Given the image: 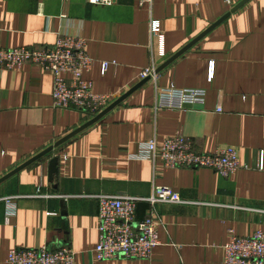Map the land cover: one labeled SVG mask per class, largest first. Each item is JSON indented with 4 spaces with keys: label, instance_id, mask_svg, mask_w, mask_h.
Instances as JSON below:
<instances>
[{
    "label": "crops",
    "instance_id": "crops-1",
    "mask_svg": "<svg viewBox=\"0 0 264 264\" xmlns=\"http://www.w3.org/2000/svg\"><path fill=\"white\" fill-rule=\"evenodd\" d=\"M141 1L106 6L88 0H0V47L44 49L60 35L83 36L94 59L86 79L96 93L119 99L143 81L144 69L158 70L243 0ZM151 19L160 21L163 39L152 36ZM53 87L52 74L40 65L0 69V179L54 146L0 183V264H7L13 248L43 245L71 247L76 264H223L231 231L245 237L264 229V0H250L59 146L93 118L56 108ZM168 87L204 89L206 98L183 109H156L157 91ZM178 133L197 151L234 147L247 168L224 177L208 168H168L161 160L138 158L145 142ZM53 157L59 165L51 178ZM156 185L183 199L157 206L161 245L149 259L99 261L97 196L144 197ZM149 210L140 203L137 218Z\"/></svg>",
    "mask_w": 264,
    "mask_h": 264
},
{
    "label": "built area",
    "instance_id": "built-area-1",
    "mask_svg": "<svg viewBox=\"0 0 264 264\" xmlns=\"http://www.w3.org/2000/svg\"><path fill=\"white\" fill-rule=\"evenodd\" d=\"M88 1L109 6L116 0ZM153 1L142 0L141 3L151 5ZM226 1L233 3L231 0ZM150 31L155 38L163 39L159 20L151 19ZM87 42L83 36L60 35L54 45L44 49L0 47V69L22 68L27 64L40 65L54 78L53 98L56 108L75 109L94 118L117 100V97L96 93L92 81L86 79L85 75L94 63L87 52ZM107 66V62L103 63L104 70ZM140 76L141 80L156 77L157 69L155 66L144 69ZM205 98L204 89L160 88L155 108L183 109L188 104L204 103ZM221 104L220 102L218 111L222 110ZM138 158L161 160L168 168H208L224 177L247 168V165L241 163L234 147L228 146L211 153L197 151L193 141L182 133L169 136L162 142H145ZM12 199L8 198L7 202L12 204ZM97 199L100 237L94 252L99 261L151 258L154 250L161 245L158 204L183 202L178 191L161 185L154 186L150 195L144 197L104 193L98 195ZM140 203H146L150 208L142 220L137 218ZM7 264H76V252L69 246L13 248L9 251ZM223 264H264V229H258L245 237L231 231L229 240L223 246Z\"/></svg>",
    "mask_w": 264,
    "mask_h": 264
},
{
    "label": "water",
    "instance_id": "water-1",
    "mask_svg": "<svg viewBox=\"0 0 264 264\" xmlns=\"http://www.w3.org/2000/svg\"><path fill=\"white\" fill-rule=\"evenodd\" d=\"M250 0H243L240 3H238L237 5H235V7H233V9L231 10L230 13H228L227 15H225L222 19H220L218 22H216L214 25H212L207 31H205L202 35H200L199 37H197L194 41H192L189 45H187L185 48H183L179 53H177L174 57H172L171 59H169L162 67H160L157 70V73H159L163 68H165L167 65H169L171 62H173L175 59H177L179 56H181L184 52H186L189 48H191L195 43H197L199 40H201L204 36H206L209 32H211L214 28H216L218 25H220L224 20H226L228 17L231 16V14L237 12L239 9H241L244 5H246ZM150 77H148L147 79H144L143 81H141L138 85H136L134 88H132L130 91H128L127 94H125L124 96H122L121 98L117 99L116 101H114L108 108H106L103 112H101L100 114H98L96 117H94L93 119H91L89 122H87L85 125H83L82 127H80L77 131L72 132L70 135H68L67 137H65L64 139H61L59 142L56 143V146L61 145L62 143H64L65 141H67L68 139L72 138L73 136H75L76 134H78L79 132L83 131L84 129H86L87 127H89L90 125L96 123L97 121H99L105 114H107L109 111H111L112 109H114L117 105H119L127 96H129L131 93H133L136 89H138L139 87L143 86L144 84H146L149 81ZM54 149V146L49 147L48 149L44 150L43 152L39 153L38 155H36L35 157H33L32 159H30L29 161H27L25 164H23L22 166L18 167L15 171H12L11 173H9L8 175H6L5 177L0 179V183H2L3 181H5L6 179H8L10 176H12L13 174L17 173L18 171L22 170L23 168L31 165L32 163L36 162L37 160H40L41 158L45 157L47 154L51 153ZM58 165H59V158L58 157H53L50 162H49V174L50 177L52 178L56 173H58Z\"/></svg>",
    "mask_w": 264,
    "mask_h": 264
}]
</instances>
